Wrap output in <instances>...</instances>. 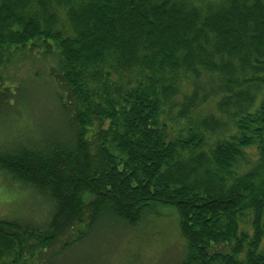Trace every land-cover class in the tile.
Returning <instances> with one entry per match:
<instances>
[{
	"label": "trees",
	"instance_id": "1",
	"mask_svg": "<svg viewBox=\"0 0 264 264\" xmlns=\"http://www.w3.org/2000/svg\"><path fill=\"white\" fill-rule=\"evenodd\" d=\"M10 69L52 100L0 172L50 210L0 220V264L114 224L149 234L170 210L180 264H264V0H0ZM18 89L23 118L38 102Z\"/></svg>",
	"mask_w": 264,
	"mask_h": 264
},
{
	"label": "rangeland",
	"instance_id": "2",
	"mask_svg": "<svg viewBox=\"0 0 264 264\" xmlns=\"http://www.w3.org/2000/svg\"><path fill=\"white\" fill-rule=\"evenodd\" d=\"M34 74L31 70L10 69L0 80L1 88L9 90L8 95L4 96L6 101L0 102V107H5V111L9 112L0 113V152L19 145L24 138H33L36 135V113L43 111V103L38 100H52V95L34 84ZM21 84L25 86L26 95L38 102L29 110H23V118L18 117L21 111L18 87ZM12 97L16 100L13 106V101L9 99ZM43 114L47 115L46 112ZM7 175L0 172V220L16 221L33 227L42 225L50 210L49 200L14 182ZM162 213L163 217L150 227L149 234L142 227L125 232L124 227L117 224L104 229L97 228L84 240L61 250L67 240L64 239L52 248L57 255L51 263L48 258L51 253L46 254L41 261L45 264H180L186 243L179 232L177 215L173 210Z\"/></svg>",
	"mask_w": 264,
	"mask_h": 264
}]
</instances>
